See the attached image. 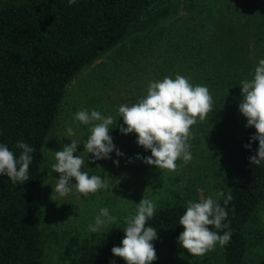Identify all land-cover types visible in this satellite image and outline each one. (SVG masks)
<instances>
[{"label":"trees","instance_id":"1","mask_svg":"<svg viewBox=\"0 0 264 264\" xmlns=\"http://www.w3.org/2000/svg\"><path fill=\"white\" fill-rule=\"evenodd\" d=\"M261 4L264 9V0ZM179 8L185 13L180 20L173 19ZM217 11L213 19L210 3L204 0H77L71 6L68 0H0V144L17 158L22 151L18 142L35 149L29 181L14 184L0 175V264H52L44 262L37 222L36 189L44 143L71 78L111 50L116 52L114 66H123V88L114 109L137 103L147 95L150 82L165 77L181 75L193 86L208 87L214 110L192 126V160H203L208 149L218 148L223 160H236L234 178L225 192L231 189L233 196L224 221L230 228L210 226L220 235L232 233L226 246L216 245L220 264H264V253L256 251L264 244L260 217L264 219V162L250 163L259 144L250 141L255 129L246 127L239 112L241 81L252 80L250 67L241 62L249 34L222 9ZM255 17L250 21L256 24ZM193 22L205 28L209 41L204 52L192 48V39L186 36L192 37ZM124 139L129 160L151 156L150 150L137 144L135 133ZM250 142L249 150L245 145ZM219 202L223 206V198ZM186 206L183 198L156 204L148 221L158 232L155 251L178 240ZM125 227L102 231L64 264H125L111 251L121 246Z\"/></svg>","mask_w":264,"mask_h":264},{"label":"rangeland","instance_id":"2","mask_svg":"<svg viewBox=\"0 0 264 264\" xmlns=\"http://www.w3.org/2000/svg\"><path fill=\"white\" fill-rule=\"evenodd\" d=\"M204 1L210 3L213 19L218 16L217 10L222 9L236 27L245 30L246 35L249 34L242 48L245 54L241 62L250 67L248 77L253 79L258 62L264 59V25H257V22L264 21L261 0ZM184 13L179 8L173 19L177 17L180 20L179 17ZM252 17H255L256 24L250 21H253ZM195 27L193 22L190 28L192 37L187 33L186 36L192 39V48L201 47V52H204L208 45L205 28ZM115 54L114 50L104 53L71 78L60 102L57 118L46 137L36 189L37 222L42 236L44 262L64 264L78 253L82 244L94 240L102 231L114 226H125L124 218L136 213V204L143 198L152 199L155 205L180 198L185 202H200L208 196L215 198V193L220 189L226 192L234 178L236 160L234 157L223 160L220 148L208 149L203 160L195 159L187 164L178 160L176 172L157 169L145 164L143 160L129 162L128 155L124 154L128 141L119 131V107L114 109L117 93L123 88L120 79L123 66H114ZM85 109L89 112L98 110L104 116L111 115L117 119L119 123L110 129L109 134L116 149L123 153L122 157H117L114 150L110 159L88 163L92 160V155L84 152L83 143L90 135L92 125H84L74 119L78 111ZM69 127L74 130V136L67 135ZM72 139L79 143L74 155H82L86 161L82 170L87 171L89 176L98 175L101 179L109 177L108 190H101L87 197L78 193L75 188L65 197L53 192L56 180L59 179V174L52 169L56 163L54 152L70 145ZM228 158L231 157L228 155ZM116 160L119 161V166L113 163ZM187 186L190 189H186ZM103 207L109 209L110 215L117 217L116 224L109 225L98 233L88 232V225L94 224L95 217ZM260 217L264 228L263 216ZM256 251L263 254L264 244L258 246ZM156 255L157 259L153 264H220L217 246L203 257H195L183 249L178 240L166 243L156 251Z\"/></svg>","mask_w":264,"mask_h":264},{"label":"clouds","instance_id":"3","mask_svg":"<svg viewBox=\"0 0 264 264\" xmlns=\"http://www.w3.org/2000/svg\"><path fill=\"white\" fill-rule=\"evenodd\" d=\"M76 2L68 0L70 6ZM240 88L242 99L239 112L247 120L246 127L255 129L250 141H258L259 144L256 154L249 160L251 164L259 166L264 162V59L258 62L253 79L241 81ZM213 110V97L207 86H193L188 78L181 75L175 79L165 77L162 81L150 82L147 95L137 103L119 106V118H123L119 131L122 135L135 133L137 144L145 151L150 150L151 156L138 155L136 159H142L145 164L157 169L176 172L178 160L182 159L184 164L192 160L189 144L193 138L192 126L198 120L204 121ZM74 119L81 124L92 125L90 135L83 143L84 152L92 155L88 163L110 159L114 150L117 157L123 156L109 134L110 129L117 126L116 118L104 116L98 110L89 112L85 109L78 111ZM67 135H75L71 127L67 129ZM78 145V141L72 139L70 145L54 152L56 163L52 169L59 174V179L53 192L60 197L70 194L73 188L84 197L109 189L108 176L101 179V176H89L87 171L82 170L86 163L84 156L74 155ZM16 146L22 150L18 158L6 145L0 144V175H6L14 184L29 181V166L33 163L32 154L35 151L24 142H18ZM245 148L250 150L251 142ZM113 163L119 166L118 160ZM221 198L223 206L219 202ZM232 199L231 189L227 195L220 189L215 193V199L208 196L200 202L189 200L185 213L179 219L184 231L179 235L178 244L195 257H203L213 251L217 243L221 247L226 246L231 240V231H224L220 235L210 230V226L217 230L230 228V224L224 221L228 217L227 205ZM155 211L156 205L152 199L143 198L136 204V213L124 218L126 227L121 246L111 249L114 257L121 258L125 264H153L157 259L153 242L158 239V232L148 225V221ZM116 222L117 217L110 215L109 209L103 207L95 217L94 224H89L86 230L98 233Z\"/></svg>","mask_w":264,"mask_h":264}]
</instances>
